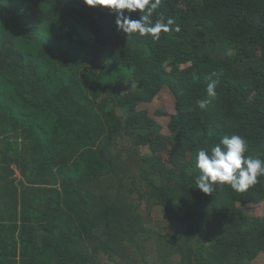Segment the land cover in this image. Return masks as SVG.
I'll return each instance as SVG.
<instances>
[{"label": "trees", "instance_id": "1", "mask_svg": "<svg viewBox=\"0 0 264 264\" xmlns=\"http://www.w3.org/2000/svg\"><path fill=\"white\" fill-rule=\"evenodd\" d=\"M161 15L181 31L154 41L83 0H0V264H253L264 254V215L237 205L264 202V177L243 193L205 194L192 168L224 134L264 159V0H162L152 20ZM211 80L218 96L200 110ZM163 88L175 98L168 160L144 154L162 126L139 108ZM143 204L183 229L155 230Z\"/></svg>", "mask_w": 264, "mask_h": 264}, {"label": "clouds", "instance_id": "2", "mask_svg": "<svg viewBox=\"0 0 264 264\" xmlns=\"http://www.w3.org/2000/svg\"><path fill=\"white\" fill-rule=\"evenodd\" d=\"M89 7L103 6L116 14V28L128 35L151 37L158 41L160 34L180 32V26L173 18L166 20L161 15L155 21L153 14L160 7L162 0H83ZM127 11V15L125 14ZM139 12V19L131 14ZM217 81L211 80L206 86L207 98L197 101L200 110H206L213 99L217 98ZM247 140L238 134H224L219 141L209 148L196 151L192 168L198 174L195 178L196 188L210 194L215 186H228L237 193L246 192L264 177V159L248 155Z\"/></svg>", "mask_w": 264, "mask_h": 264}, {"label": "rangeland", "instance_id": "3", "mask_svg": "<svg viewBox=\"0 0 264 264\" xmlns=\"http://www.w3.org/2000/svg\"><path fill=\"white\" fill-rule=\"evenodd\" d=\"M140 109H147L149 114L155 118L162 126L160 132L153 134L151 136V140L148 145L143 147V152L146 155H157L162 158V160H168V148L167 142L165 140V136L168 135V122L170 120L171 115L175 113V98L171 91L168 88H163L154 100L151 103H141L139 104ZM160 111H163L161 114ZM14 167V165H13ZM14 177L20 178V171H16L13 175ZM238 207H240L245 213L250 215H264V202H260L257 204L249 203V204H240L237 203ZM143 215L151 217V225L157 231L165 232L166 234H170L176 230H182L183 226L176 222L168 220L161 208L153 207L148 209V206L143 204ZM156 243L154 240H151L149 244L148 251L153 252L156 251ZM154 260H157L158 253L151 255ZM177 260L174 257L172 260L168 262V264H175ZM253 264H264V254L259 255L254 261Z\"/></svg>", "mask_w": 264, "mask_h": 264}, {"label": "crops", "instance_id": "4", "mask_svg": "<svg viewBox=\"0 0 264 264\" xmlns=\"http://www.w3.org/2000/svg\"><path fill=\"white\" fill-rule=\"evenodd\" d=\"M13 168H15V166H14ZM15 169H16L15 172H16V171H19L17 168H15ZM20 173H21V172H20ZM14 174H15V173H14ZM12 177H13V176H12Z\"/></svg>", "mask_w": 264, "mask_h": 264}]
</instances>
